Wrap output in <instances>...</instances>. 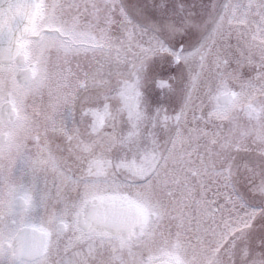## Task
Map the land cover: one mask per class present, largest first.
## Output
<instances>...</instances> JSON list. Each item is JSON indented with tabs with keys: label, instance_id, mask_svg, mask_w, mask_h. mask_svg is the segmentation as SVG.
Listing matches in <instances>:
<instances>
[{
	"label": "snow or ice",
	"instance_id": "6c2138e0",
	"mask_svg": "<svg viewBox=\"0 0 264 264\" xmlns=\"http://www.w3.org/2000/svg\"><path fill=\"white\" fill-rule=\"evenodd\" d=\"M0 264H264V0H0Z\"/></svg>",
	"mask_w": 264,
	"mask_h": 264
}]
</instances>
